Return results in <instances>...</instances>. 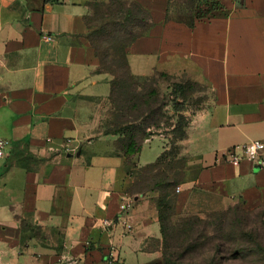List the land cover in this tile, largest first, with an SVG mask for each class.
<instances>
[{
	"label": "crops",
	"instance_id": "0c3cea01",
	"mask_svg": "<svg viewBox=\"0 0 264 264\" xmlns=\"http://www.w3.org/2000/svg\"><path fill=\"white\" fill-rule=\"evenodd\" d=\"M88 1L0 0V264H107L110 247L117 264L161 260L157 204L129 189L128 165L143 163L151 139L129 158L118 146L125 133L105 130L117 107L111 77L97 71ZM127 1L150 14L125 48L128 73L185 77L210 91L190 118L194 183L264 204V167L221 158L264 140V0H213L203 18L179 5L170 14V0Z\"/></svg>",
	"mask_w": 264,
	"mask_h": 264
},
{
	"label": "rangeland",
	"instance_id": "374dc122",
	"mask_svg": "<svg viewBox=\"0 0 264 264\" xmlns=\"http://www.w3.org/2000/svg\"><path fill=\"white\" fill-rule=\"evenodd\" d=\"M169 2L170 14L179 5L189 18L206 17L215 7L211 0ZM88 6L90 21L102 27L94 34V39L104 61L100 67L110 71L113 98L124 108L125 115L135 119L133 124L141 126L131 133L133 143L137 145L143 134L147 142L151 139L142 145L143 163L136 158L128 165L133 177L129 189L158 203L167 222L184 217L200 219L196 251H184L178 264H264V204L246 207L226 199L218 187L194 183L197 167L189 154L192 146L190 118L211 96L207 86L165 74H154L146 80L131 79L126 73L123 54L131 35L138 32L134 20L137 12L133 11L130 18L122 14L119 22L105 25L110 1L89 0ZM120 115L115 114L105 130L113 131L121 126L126 118ZM125 145H121L124 150L128 148ZM133 149L131 147L129 152ZM179 193L183 200L181 206L176 197ZM34 233L40 235L38 230ZM178 233L176 228H169V241L181 242ZM154 264H161V260Z\"/></svg>",
	"mask_w": 264,
	"mask_h": 264
},
{
	"label": "trees",
	"instance_id": "16d2710c",
	"mask_svg": "<svg viewBox=\"0 0 264 264\" xmlns=\"http://www.w3.org/2000/svg\"><path fill=\"white\" fill-rule=\"evenodd\" d=\"M108 1H110V7L106 11V17H105V20H106L105 23L106 24L105 25H109L110 22H113V23L119 22L118 20L120 18L118 19V17L122 14L126 18H130L131 16H133V11L137 12V14H138L137 17H134L135 18L134 20L137 22L136 23V29L138 30V32L131 35L130 40L125 44V48H126L127 45L133 39H135L136 37H139V36L143 35L144 33H146V31L148 30V28L150 26V14L148 11L143 9L135 1H127V0H108ZM204 1L206 2L208 0H204ZM211 1H213V0H211ZM214 6H216V5H214ZM139 14H140V16H139ZM108 22H109V24H108ZM101 29H102V27H100L98 24H94V29L88 35H89L90 42H91L92 46L94 47L95 54L99 60V66L97 68V71L109 73L110 71L101 69V67H100L101 65L104 64V61L101 58V54L98 51V47H97V44H96L95 39H94V34ZM123 56H124V65L126 67L127 75L131 79L137 80L128 73L127 63H126V59H125V52H124ZM146 79H148V78H145L143 80H146ZM111 82H112V80H111ZM112 92H113V89H112ZM111 98H112L113 102L115 103V106L117 107L116 113H119V114H121L120 116H123V118H126L122 122V125L117 127L114 131H117L120 133L121 132L125 133L124 137L120 138L118 140V146L126 155L129 156V154H133V153H136L137 151H139L140 141L145 138V135L143 134L138 139L137 145L135 143H133V135L131 133L133 132L135 127L141 128V126L139 125V123L137 126L133 123H126L125 121H127V118L129 116L124 114V112H123L124 108H120L117 105V102L113 98L112 94H111ZM141 117L143 118V116H141ZM141 117H139V118L141 119ZM123 143H125L128 146V148L126 150H124L123 147L121 146ZM131 147H134V149L131 150L132 152H129V149H131ZM157 207H158V220L160 223V230H161V234H162L161 264H178L181 261V256L184 254L183 253L184 251H189L191 253L196 251L195 244H196V238H197L198 233H199V224L198 223L200 222V219L198 217H184V218H180L174 222H170V221L167 222L165 220V218L163 217V213H162L161 209L159 208L158 203H157ZM171 216H173V214ZM167 223H169L170 225H168ZM169 228L170 229L176 228L178 230V232H179L178 235L181 237V242L174 244L173 242L169 241V234H168ZM183 243H185V246H181ZM190 245H194V248L193 247L190 248ZM181 248H182V250H181V252H179V249H181Z\"/></svg>",
	"mask_w": 264,
	"mask_h": 264
},
{
	"label": "built area",
	"instance_id": "2783aa9c",
	"mask_svg": "<svg viewBox=\"0 0 264 264\" xmlns=\"http://www.w3.org/2000/svg\"><path fill=\"white\" fill-rule=\"evenodd\" d=\"M8 146V141L4 138H0V157L4 155L5 148ZM223 161L238 165L243 160L250 161L255 167H264V140L255 139L242 144L231 146L223 152L221 155ZM179 191V188L177 189ZM129 203H123L121 206V214L127 213ZM104 226L111 224V221L104 220L102 222ZM127 229L131 228L129 223H125ZM119 256L116 248L110 247L105 262L107 264H117Z\"/></svg>",
	"mask_w": 264,
	"mask_h": 264
}]
</instances>
